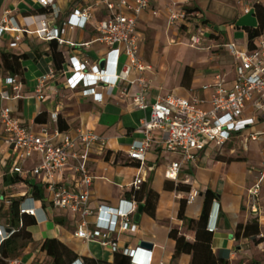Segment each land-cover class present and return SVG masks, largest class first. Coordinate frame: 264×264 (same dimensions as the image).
Returning <instances> with one entry per match:
<instances>
[{"label": "crops", "instance_id": "obj_1", "mask_svg": "<svg viewBox=\"0 0 264 264\" xmlns=\"http://www.w3.org/2000/svg\"><path fill=\"white\" fill-rule=\"evenodd\" d=\"M173 4H177L179 10L201 12L214 36L207 37L202 46L192 47L189 40L191 31L187 27L182 23L173 29L167 26L168 9ZM86 9H90L92 20L85 28L69 30L66 24L70 15L75 10ZM152 10L159 11V15L154 17ZM152 10L145 12L138 23L140 58L152 68L145 73L150 86L149 102L171 94L190 98L203 85L212 83L217 74L224 76L226 85L231 86L236 78L235 62L226 45L235 44L239 50H251L247 29L258 30L260 35L264 33V0H162L152 6ZM53 11L59 12L56 22L52 21ZM253 14L257 24H254L255 18L251 17ZM109 16L105 0H54V6L47 9H42L33 0H0V18H14L20 30L7 32L0 38L1 63L3 56L8 58L7 67L3 65L0 68V92L7 89L4 81L9 76H19L23 81L20 98L11 101H2L0 98V110L10 108L21 123L34 133H39L46 126L51 131L58 128L73 136L77 130H87L104 138V152H95L88 162L89 174L94 179L90 189V207L94 210L100 205L119 208L124 206L125 200H129L127 194L132 191L131 184L140 174V164L130 160L129 152L134 142L143 137L142 123L150 113L144 114L133 107L130 97L139 90L124 83L112 96L98 89L97 92L103 95L102 102L95 101L94 97L85 95L82 90H70L65 84V77L57 70L54 55L61 54L57 62L63 63L62 69L74 56L87 58L92 64L102 62L110 50L96 42L100 36L98 26ZM43 19L48 20L49 31L65 29L61 35L62 44L58 40L48 41L40 36ZM249 25L253 26L246 27ZM18 36L21 40L17 47H11ZM86 44H89L88 48L84 47ZM149 46L153 51L150 58ZM179 47L192 49L197 54L174 71L169 70L167 57ZM125 61L124 57L120 59L121 64ZM108 71L109 74L114 73L112 62L108 65ZM51 72L55 73V77L46 87L48 100L42 102L36 92L38 80ZM126 87H129V97L123 94ZM66 95H71L73 100H66ZM56 111L59 114L57 123L51 120V113ZM38 117L43 123L36 122ZM2 135L0 131V191L7 194L25 192L24 183L14 188L10 177L5 176L9 168L10 151ZM263 140L264 136L258 142L237 136L223 147L212 144L200 154L195 164L183 166L177 182L166 179L165 172L171 163L181 161V156L165 151L162 146H155L148 153L142 171L145 183L140 191V207L144 209L140 217L139 210L134 216L138 232L119 236V252L125 248L140 249V244L146 242L153 244V250L149 251L153 254V264H191L192 255H177V243L170 234L178 231L188 242L196 241V233L189 228L188 222L179 219V212L184 203L187 220L198 221L205 193L211 191L215 199L208 228L214 233V254L229 264H258L255 252L258 248H264V241L259 238L261 234L264 235V217L261 216L259 220L258 236L238 238L236 234L239 225L258 221V215L251 212L249 191L261 177L264 168H257L242 158H226L224 153L227 149L230 155L235 153L237 146L246 152L255 151L251 149V143L260 144ZM76 150L80 151V147H76ZM39 162L40 157L35 155L27 167L33 168ZM74 165L75 162L71 161L65 171V178L74 177ZM34 185L39 186L37 182ZM39 188L44 194L42 187ZM192 191H197L199 195L194 202L188 203ZM259 200L262 214L264 180ZM37 207H41L40 204ZM44 211L46 218L40 212V222L29 229L33 241L28 248L30 251L20 257L23 264H37L43 255L48 257L41 248L46 240L53 239L67 246L81 260L114 264L115 253L111 248H103L97 242L85 243L75 237L79 216L50 207H44Z\"/></svg>", "mask_w": 264, "mask_h": 264}, {"label": "built area", "instance_id": "obj_2", "mask_svg": "<svg viewBox=\"0 0 264 264\" xmlns=\"http://www.w3.org/2000/svg\"><path fill=\"white\" fill-rule=\"evenodd\" d=\"M33 1L42 9L54 6V0ZM160 1L105 0L110 16L108 20L99 23L100 36L96 40L110 50L103 60L105 66L101 67V62L92 64L87 58L74 56L60 72L66 79L67 88L82 90L97 102L103 101V95L97 92L98 89L112 96L123 83L138 88L139 92L130 97L132 105L137 111L150 114L142 123L143 137L134 142L129 152L130 160L140 164V174L131 184L134 192H140L145 183L142 171L148 153L155 146H162L165 151L181 156V161L171 163L165 172L166 179L177 182L183 166L195 164L200 154L210 145L223 147L237 136L258 142L264 136V130H257L259 125L264 127V33L251 50H239L235 44L226 45L235 62L236 78L231 86L226 85L224 76L217 74L212 83L203 85L190 98L171 94L158 97L154 102L148 101L150 86L145 73L152 68L140 58L138 23L142 15ZM152 15L157 17L159 11L152 10ZM58 17L59 12L53 11L52 21L56 22ZM92 17L90 9L75 10L66 26L69 30L85 28ZM180 23L191 31L189 40L192 47H200L207 37L214 36L201 12L179 10L177 4H173L168 9L167 26L173 29ZM42 25L43 30L39 32L41 37L48 41L58 40L62 44L64 28L49 31L47 19L42 20ZM14 31L20 32L14 18H0V38ZM20 40V36L16 37L11 47H17ZM84 47L88 48L89 44ZM122 57L126 59L123 64L120 63ZM110 62L114 65L113 74L108 71ZM54 77L55 73L51 72L38 80L36 92L40 101L48 100L46 87ZM4 84L7 89L0 92L2 101L20 98L23 81L19 76L7 77ZM129 87L123 90L127 97L130 96ZM58 119L57 111L51 113L52 121L57 123ZM0 131L10 151L9 168L5 176L14 181L12 187L20 183L26 187L22 193L7 194L0 191V254L5 242L18 232L17 227L5 224L4 215L15 200L23 199L19 208L20 215L34 217L40 222V212L46 218L44 207L70 211L80 218L76 238L85 243L97 242L103 248H111L114 253H123L131 258V264H153V254L148 250L125 248L119 252V236L138 232L134 216L138 213L140 202L125 200L124 206L119 208L100 205L94 210L90 207V189L94 179L89 174L88 162L95 152H104V138L87 130H77L73 136L58 128L51 131L46 126L39 133H34L8 107L0 110ZM76 147H80V151ZM35 155L40 157L39 164L28 168V162ZM71 161L75 162L74 177L65 178V171ZM261 174L249 191L251 212L254 215L260 213L259 195L264 170ZM34 182L45 192L41 200L30 197ZM198 195L197 191H192L188 203L194 202ZM37 204L41 207H37ZM92 218L93 222L90 221ZM259 238L264 239V235L261 234ZM7 264L23 262L17 258L9 260ZM73 264H83V261L78 260Z\"/></svg>", "mask_w": 264, "mask_h": 264}, {"label": "trees", "instance_id": "obj_3", "mask_svg": "<svg viewBox=\"0 0 264 264\" xmlns=\"http://www.w3.org/2000/svg\"><path fill=\"white\" fill-rule=\"evenodd\" d=\"M258 15V12H257ZM247 33L250 39V48L253 49L254 40L260 36L258 30L248 28ZM61 57L60 53L54 55V61L58 71H62L63 63L58 64L57 60ZM3 64L0 61V68L6 66L8 58L2 57ZM36 122L43 123L41 117H38ZM12 181V180H11ZM17 183V181H15ZM14 181H12V184ZM19 183V182H18ZM43 191L39 186H34V197L38 200L43 199ZM129 200L142 201L140 192L131 191L127 194ZM215 199V194L211 191L205 193V201L203 205L202 214L198 221L187 220L185 216V205L179 212V219L186 221L189 224V228L196 233V241L194 243L188 242L185 237L180 236L178 231H172L170 237L176 241L177 255L189 254L192 255L191 264H229L227 260L217 257L212 249V242L214 239V233L208 228L210 219V213L212 205ZM23 199H17L13 202L11 209L4 215L5 224L12 225L18 228V232L9 240H7L1 249L0 264H7L9 260H14L20 257V254L27 250L33 241V237L30 228L37 225V221L34 217L28 215H20L19 208ZM22 224V226H21ZM260 234V226L257 220L247 224L239 225L237 228L236 236L238 238L255 237ZM51 260L52 264H73L78 260H81L74 252H72L67 246L58 241L57 239L46 240L41 248ZM83 264H104L96 260L82 259ZM114 264H131V258L123 253H115Z\"/></svg>", "mask_w": 264, "mask_h": 264}, {"label": "rangeland", "instance_id": "obj_4", "mask_svg": "<svg viewBox=\"0 0 264 264\" xmlns=\"http://www.w3.org/2000/svg\"><path fill=\"white\" fill-rule=\"evenodd\" d=\"M251 17L253 19L255 18L254 24H257L258 21H257V18L255 17V15L254 14L251 15ZM252 26L253 25H249L246 27H252ZM148 48H149L148 49V56L150 58V56L153 54V51L150 49V46ZM196 54H197L196 51H194L192 49H188L186 47L176 48L167 57V63H168L167 66L169 67V70L172 69L174 71L177 68V66H182V65L186 64L187 62L190 61V59L194 58L196 56ZM147 60L149 61L150 59H147ZM71 99H72L71 95H66V100L70 101ZM257 130L259 132H262L264 130V127L262 125H259L257 127ZM250 147H251V149H254L255 151L250 150L249 152H246L241 146H237L235 148L236 152L232 153L231 155L229 153V149H227L226 153H224V157L233 158V159L242 158V159H245L247 162H250L251 165H253L257 168H264V151H263L264 140L261 141L260 144L259 143H251ZM260 214L261 213L258 214V222L261 219V216L264 217V210H263V213L261 215ZM262 240L264 241V239H262ZM28 251H30V250L27 249V250L23 251L20 254V257H22ZM255 257L258 258V264H264V248H262V249L258 248V251L255 252ZM37 264H52V260H50L48 257L43 255V257L41 259H38ZM251 264H253V263H251Z\"/></svg>", "mask_w": 264, "mask_h": 264}, {"label": "water", "instance_id": "obj_5", "mask_svg": "<svg viewBox=\"0 0 264 264\" xmlns=\"http://www.w3.org/2000/svg\"><path fill=\"white\" fill-rule=\"evenodd\" d=\"M104 66H105V61H102L101 62V67H104ZM33 196H34V189H32L30 191V197H33ZM143 209H144L143 206H141L139 208V215H138V217H140L141 213L143 212ZM140 248L141 249H144V250L152 251L153 250V244L143 242V243L140 244Z\"/></svg>", "mask_w": 264, "mask_h": 264}]
</instances>
